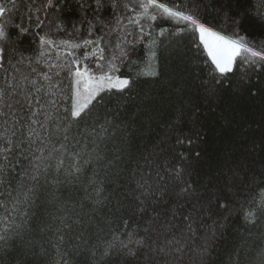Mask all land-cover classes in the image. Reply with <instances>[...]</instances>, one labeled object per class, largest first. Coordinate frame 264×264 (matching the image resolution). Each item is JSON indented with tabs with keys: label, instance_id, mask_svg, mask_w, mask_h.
<instances>
[{
	"label": "snow or ice",
	"instance_id": "6c2138e0",
	"mask_svg": "<svg viewBox=\"0 0 264 264\" xmlns=\"http://www.w3.org/2000/svg\"><path fill=\"white\" fill-rule=\"evenodd\" d=\"M7 2L17 7V0ZM23 2L25 8L19 23L13 25L11 15L8 22H0V222L17 228L27 226L28 232L46 236L45 243L55 251V258L45 264H186V258L191 261L193 257L205 264L210 249L223 237L234 214L239 213L251 227L264 219V188L259 201L242 203L240 190L249 178L247 167L234 158H230V165L226 161L223 166H210L201 183L194 185L184 179V164L190 163L193 155L197 160L201 157L200 151L193 154L188 147L203 134L195 130V114L193 135L177 134L163 165L145 157L154 166V172L137 166L130 174L133 186L120 183L124 171L121 162L132 160V125L123 120L116 122L108 115L101 123L93 104L98 97L102 99V93L122 95L131 87L129 78L115 75L119 68L114 61L127 58L148 35L141 19L157 20V14L149 13L150 8L158 10L161 18L183 22L197 33L208 59L221 75L232 72L238 57L249 66L264 67V52L249 46L235 30L228 34L178 5L170 7L158 0H71L73 13L58 18L56 27L63 32L64 25H69L73 31L66 33L70 39L57 42L48 32L41 34L36 30L44 27L47 10L54 8L63 14L69 0H46L39 6L37 0ZM137 6L142 12L126 15ZM11 11L0 3V21ZM222 17L223 27L229 23L238 26L240 22L227 9ZM128 25L138 28V33L128 30ZM13 26L15 34L11 32ZM85 26L87 36L76 42L75 36ZM33 32L38 36L35 55L25 56L18 52L17 45ZM163 32L162 29L161 35ZM113 33H117L115 49L119 55L113 52L111 59H107L104 53L109 40L105 37ZM133 35L135 39L129 40ZM53 46L57 50L84 48L85 52L83 57L68 52V61L59 55L53 59ZM152 46L150 60L156 57ZM90 57L98 71L83 63ZM149 68L142 74L158 75L151 64ZM62 76L71 77L67 106L63 104L66 86ZM223 119L226 125L231 124L227 117ZM178 146L185 151H179ZM257 147L264 151V134L259 144L253 141L246 151L253 153ZM165 152L168 149L157 144L150 155ZM81 191L83 197L75 200L74 195ZM69 202L81 209L74 218L68 209ZM109 204L112 207L108 211L116 215L104 217L105 223L110 226L119 220L124 229L135 225L123 233L125 239H121L118 229L111 227V239L97 235L92 214L100 215ZM46 205L55 206L56 212H47L44 219L38 210L47 211ZM246 231L250 234V229ZM7 232L5 229L0 234V241L9 239ZM15 235L23 239L21 232ZM31 244L32 241L27 242L28 246ZM41 254L52 255L43 247ZM229 264L238 261L229 257ZM260 264H264V259Z\"/></svg>",
	"mask_w": 264,
	"mask_h": 264
},
{
	"label": "trees",
	"instance_id": "16d2710c",
	"mask_svg": "<svg viewBox=\"0 0 264 264\" xmlns=\"http://www.w3.org/2000/svg\"><path fill=\"white\" fill-rule=\"evenodd\" d=\"M45 2L46 0H37V6ZM158 2L170 7L178 5L228 34L235 30L238 35L246 38L249 46L264 52V0H158ZM0 3L12 9L11 13H6L0 22H8L11 15L13 25L19 23L25 8L23 0H17L16 8H13L7 0H0ZM224 9H227L231 16L239 19L238 26L231 23L227 27L222 26ZM137 12H142L138 6L134 12L129 11L126 15L135 16ZM72 13L71 0L65 6L63 14L54 8L49 9L44 27L36 31L41 34L48 32L57 42L70 39L66 33L72 32V28L64 25L66 31H58L56 22L58 18L63 19L64 15ZM149 13L157 14V20L141 19V24L148 35L136 44L135 50L131 51L127 58H118L114 61L119 68L115 75L129 78L131 87L122 95L102 93V99L98 97L93 101L96 105L94 111L99 115L101 123L105 115H108L109 118H115L116 122L123 120L132 125L131 131L134 133L131 137L132 160L125 159L121 162L120 168L124 171L119 177L120 183L132 187L130 174L137 166L148 172H154V166L148 164L145 157L163 165L165 156L171 152L170 146L175 143L176 135H193L195 114L197 117L195 130H201L203 134L188 147L193 154L200 151L201 157L197 160L193 155L190 157L191 162L184 164L187 169L184 179L194 182V185L201 183L210 166H223L226 161L230 165L233 163V159L230 158H234L235 162L247 167L249 178V183L241 187V202L259 201L261 188H264V151L257 147L255 152L248 153L246 149L251 147L253 141L259 144L261 135L264 134V67L249 66L238 57L232 72L221 75L215 71L214 65L208 59L197 33L183 22L176 23L161 18L156 9L150 8ZM48 20L51 21L50 24ZM124 23L126 24L127 21ZM162 29L163 35H161ZM128 30L134 34L139 31L133 25H128ZM11 32L16 33L14 26ZM120 35L122 36V33ZM85 36H87L86 26L81 28L78 36H75L76 42ZM105 39L109 40V45L105 46V57L111 59L113 52L118 56L119 50L115 49L117 33ZM128 39H135V35L129 36ZM153 40H155L154 46H152ZM37 45L38 36L33 32L18 43L17 50L23 52L25 56H34ZM124 46L130 47L127 44ZM150 46L156 52L154 60H150ZM87 50L90 52L91 46ZM68 52L83 57L85 49L62 47L57 50L53 46L50 55L53 59L59 55L64 61H68L71 59L67 55ZM83 63L98 71L95 68L94 58L90 57ZM150 64L158 75L142 74L151 70ZM261 64H264V61ZM62 79L66 86L63 104L67 106L70 104L71 77L62 76ZM217 80L220 82L217 83ZM210 92H212L211 96ZM197 108L199 112H196ZM223 117H227L231 124L226 125ZM157 144L161 148L168 149V152L150 155ZM178 150L185 151L179 146ZM83 195L81 191L78 195H74V199L80 200ZM45 207L47 211L40 209L38 214L47 219V212L55 213L56 207L53 205ZM109 207L112 205H106L100 215L92 214L97 225V235L102 239H111L109 232L111 227L114 230L118 229L121 239H125L123 233L131 230L135 225L130 224L129 229H124L120 221L115 220L109 226L104 222V217L116 215L108 211ZM68 209L73 212V218L75 212L81 211L71 202L68 204ZM84 211L87 212L88 208ZM83 218L87 219L86 216ZM19 223L20 221L17 220V224ZM5 229H8L9 239L0 241V264H45L49 259L55 258V251L45 243L46 236L38 232H28L27 226L17 228L0 222V234H4ZM246 229H250V234ZM17 232L23 234L22 240L15 235ZM28 241H32L31 246L27 245ZM13 242H15L14 246ZM41 247L51 251V257L42 255ZM229 257L233 261H238V264H260L264 259V219L259 220L255 227H251L245 224L239 213L230 218L223 237L215 241L210 249V257L205 258V264H229ZM186 264H200V261L198 257H193L191 261L186 258Z\"/></svg>",
	"mask_w": 264,
	"mask_h": 264
},
{
	"label": "rangeland",
	"instance_id": "374dc122",
	"mask_svg": "<svg viewBox=\"0 0 264 264\" xmlns=\"http://www.w3.org/2000/svg\"><path fill=\"white\" fill-rule=\"evenodd\" d=\"M235 64V63H234ZM233 67H234V65H233Z\"/></svg>",
	"mask_w": 264,
	"mask_h": 264
}]
</instances>
